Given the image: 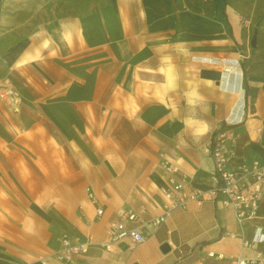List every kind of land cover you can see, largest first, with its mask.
I'll use <instances>...</instances> for the list:
<instances>
[{"label":"crops","instance_id":"1","mask_svg":"<svg viewBox=\"0 0 264 264\" xmlns=\"http://www.w3.org/2000/svg\"><path fill=\"white\" fill-rule=\"evenodd\" d=\"M35 1L0 0V88L7 81L20 97L18 111L0 99V264H234L230 255H252L227 235L243 231L233 208L207 192L150 222L170 203L163 158L202 190L217 131L229 168L264 163V51L247 46L227 0H96L44 22ZM120 220L145 240L111 238ZM256 226L264 194L244 234ZM64 236L86 249L58 259Z\"/></svg>","mask_w":264,"mask_h":264},{"label":"built area","instance_id":"2","mask_svg":"<svg viewBox=\"0 0 264 264\" xmlns=\"http://www.w3.org/2000/svg\"><path fill=\"white\" fill-rule=\"evenodd\" d=\"M0 99L7 102L12 111L19 110V93L7 81L1 85ZM208 153L213 158L214 170L211 185L207 190L191 187L186 173L181 172L179 167L168 159H162V167L170 176V186L164 190V194L170 199V203L163 214L150 220L151 224L158 225L165 219L170 209L183 206L188 201L192 200L200 204L207 192L210 198L217 199L224 206L232 207L238 223L243 228L240 234L228 231L227 235L230 237L238 236L243 247L254 249V253L250 256L230 255L231 258L235 259L234 264H264V255H262L264 252L256 249L259 243H264V227L256 226L250 237L244 234L245 224L258 214L262 194H264V163L254 160L249 167L229 168L228 164L232 153L226 147L224 131H217L213 134ZM99 212H101L100 209ZM122 218L133 221L137 216L133 212H126ZM109 235L113 239L129 237L132 246L145 240L138 227L127 228L122 220L113 221L110 224ZM85 249L86 242H73L64 236L55 256L60 260L69 261ZM208 255L218 259L225 257L223 252L209 251Z\"/></svg>","mask_w":264,"mask_h":264},{"label":"rangeland","instance_id":"3","mask_svg":"<svg viewBox=\"0 0 264 264\" xmlns=\"http://www.w3.org/2000/svg\"><path fill=\"white\" fill-rule=\"evenodd\" d=\"M93 2L96 0H36V18L44 22L78 15L87 11ZM227 4L237 15L239 26L247 38V46L254 51H264V0H227ZM253 37L256 39L255 46L250 45Z\"/></svg>","mask_w":264,"mask_h":264},{"label":"water","instance_id":"4","mask_svg":"<svg viewBox=\"0 0 264 264\" xmlns=\"http://www.w3.org/2000/svg\"><path fill=\"white\" fill-rule=\"evenodd\" d=\"M251 45L252 46H255L256 45V39H255V37H253L251 39ZM159 248H160V250L162 252H167L170 249V245H169L168 241H163V242L160 243ZM133 264H135V263H133Z\"/></svg>","mask_w":264,"mask_h":264},{"label":"trees","instance_id":"5","mask_svg":"<svg viewBox=\"0 0 264 264\" xmlns=\"http://www.w3.org/2000/svg\"><path fill=\"white\" fill-rule=\"evenodd\" d=\"M164 1H165L166 6H168L169 0H164Z\"/></svg>","mask_w":264,"mask_h":264}]
</instances>
